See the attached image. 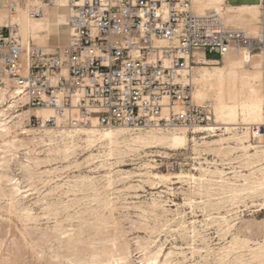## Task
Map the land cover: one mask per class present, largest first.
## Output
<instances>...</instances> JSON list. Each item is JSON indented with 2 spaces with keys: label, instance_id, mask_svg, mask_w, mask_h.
I'll use <instances>...</instances> for the list:
<instances>
[{
  "label": "rangeland",
  "instance_id": "374dc122",
  "mask_svg": "<svg viewBox=\"0 0 264 264\" xmlns=\"http://www.w3.org/2000/svg\"><path fill=\"white\" fill-rule=\"evenodd\" d=\"M51 30L64 31L54 25ZM66 40L67 35L52 38L47 46L64 45ZM216 61L224 65L223 60ZM208 103L214 108L212 102ZM24 111L31 110L21 102L8 110L6 117H0L12 130L5 142L13 141L5 145L0 138V264H91L106 258L103 252L108 245L106 250L114 258L115 247L128 245L130 264H142L148 254L145 246L156 250L160 245L163 254L174 252L172 259L178 264H223L219 261L226 254L222 248L229 246L233 233L240 240H250L252 246L262 245L264 228L252 233L246 228L250 222L264 220V210L258 205L246 196L232 200L229 190L215 183L203 187L188 177L179 179L180 175L199 178L201 168H218L223 171V179L218 175L207 178L223 180L225 185L243 183L240 176L248 172L244 159L239 158L241 154L234 152L218 158L203 151L204 141L212 142L221 136L213 137V132L190 133L189 145L180 151L133 150L122 142L113 148L106 142L91 146L78 141L65 155L62 152L71 146L70 140L50 139L43 127L34 124L33 116L18 124V116ZM64 128L50 129L57 132ZM236 132L242 134L243 129ZM249 143L254 146L251 140ZM11 179L21 188L18 197L11 193ZM27 213L32 218L26 217ZM223 216L235 220L239 230L227 233ZM71 237L79 241L71 244ZM230 254L224 264H245L248 257L243 248Z\"/></svg>",
  "mask_w": 264,
  "mask_h": 264
},
{
  "label": "built area",
  "instance_id": "2783aa9c",
  "mask_svg": "<svg viewBox=\"0 0 264 264\" xmlns=\"http://www.w3.org/2000/svg\"><path fill=\"white\" fill-rule=\"evenodd\" d=\"M52 8L65 12L66 43L26 45L12 22L18 10L41 19ZM0 12L7 15L0 91L11 90L32 111L50 110L45 121L33 116L43 128L78 130L95 121L102 129L194 134L215 120L211 104L193 101L197 58L248 51L264 62V7L256 36L228 27L216 12L197 14L192 0H0ZM250 140L263 155L264 179V119L250 128Z\"/></svg>",
  "mask_w": 264,
  "mask_h": 264
},
{
  "label": "bare ground",
  "instance_id": "6f19581e",
  "mask_svg": "<svg viewBox=\"0 0 264 264\" xmlns=\"http://www.w3.org/2000/svg\"><path fill=\"white\" fill-rule=\"evenodd\" d=\"M232 2L231 0H192V5L194 11L199 15H205L208 12H216L222 17L224 23L228 27L231 26L233 28L243 30L250 36H256L260 30L259 23L262 8L264 7V1L243 0V4H234ZM6 18L7 15L4 12H0V25L4 23ZM12 22L19 25L23 42L26 45L36 43L35 41L38 39V43L36 44L40 46H47L52 38L60 39L61 37H66V15L63 10H59L58 8L47 10L45 16L41 19H32L28 15L27 10L19 9ZM51 25H54L64 31L53 32L51 30ZM223 61L224 65L222 66L221 63L216 60L209 61V59H205L203 57H198L196 60L198 66L194 67L192 70V83L195 84L193 101L197 104L212 102L214 104L213 109L215 120L212 125L208 126V128L198 129L194 133L205 134L206 132H213L215 133L213 137L221 136L220 139L212 142L204 141L202 145L205 146V150L203 151L212 152L217 155L218 158L227 156L230 153L238 152L241 154L239 158L244 159L245 168L248 173H242L240 176L242 179L241 181H243L242 184L236 183L225 185V181L223 180L221 181L219 179L220 182H218L219 180L214 181L212 179H208V176L214 177L215 175H218L221 179L224 178V176L222 178L223 171L218 168H216L215 171H209L201 168V176L199 178L195 177V175H180L179 179H187L188 177L189 179L194 180V182H199V184L203 187L205 184L211 185L212 183H215V185L219 186V188L226 187L229 190L228 194L231 193L232 195V200L235 201V199H239L241 196H246L252 201L253 205H258L261 210H264V179L261 169L263 155L256 147L250 145L249 143L250 128L254 125L260 124L264 119V62L259 54L249 53L248 51L231 53L226 55ZM210 65H213V67H209ZM6 90L0 91V108H2V110H0V117H6V112L15 108L18 104L17 100H13L15 98V93ZM8 97L12 101L7 102ZM5 107L7 108L5 109ZM31 116H38L43 118L45 121L47 118L52 116V112L45 109L24 111L18 116L21 117L18 124H23V120L28 117L31 118ZM240 129H243L242 134L236 132ZM10 131L12 130L7 120L0 118V138L4 140L5 137L10 134ZM43 131L50 139L61 137L70 140L68 144L71 146H66L64 148L65 150L62 152L65 155L68 154L72 147L78 144V141H83L87 145L91 146L97 142H106L113 148V146L122 142L123 144L126 143L128 148L133 150L136 148H143L147 150L161 149L162 151H180L187 148L191 140L190 133L185 130L167 133L139 132L138 134L129 135L128 133L130 130L128 129H99L95 121L92 126L78 130H69L64 128L56 132L50 129V127H44ZM219 131H222L223 134L218 135L217 132ZM28 132L30 131H25V133ZM202 139H207V137H203ZM231 142H234L235 146L231 145ZM7 143L5 145H7ZM10 143L12 145L13 141L8 144L10 145ZM61 150L62 149L58 150V154L61 153ZM164 155L167 156V152ZM242 161L240 162L241 164H243ZM14 182L15 181L13 179L11 182L13 183L11 193L15 197H18V195H21L22 191L19 187V183ZM231 209L229 208V210ZM228 214L230 215V211H228ZM26 215V217L32 218V214L27 213ZM222 220L227 233H231L234 229H236L235 231L239 230L237 229V225L234 223L235 220L232 221V218L223 216ZM251 224L252 222L246 226L247 230L251 231V233L254 230L256 231L264 228V220L256 224ZM141 228L143 229V227ZM145 228L148 229L147 227ZM146 231L147 230H145V232ZM231 236L233 237L229 242V246L222 248L225 250L226 254L221 255L219 261L225 263L228 259H230L228 256L231 251L236 248L237 250L239 248L241 251V248H243L248 252V254H246L248 257L244 261L245 264H264L263 245L255 243L254 246H252L250 240H240L237 233H233ZM72 238L73 237L69 239L71 244L79 241L76 240L77 238H74L75 240ZM140 243L139 245H141ZM108 246H106V249H108ZM127 246L124 245L115 247L117 248V255L115 258L111 257L110 250L108 252L104 249L103 253L105 255H103V253L102 255L106 258L102 260L101 257V261L95 260L91 264H130V249H128ZM160 246L156 250H152L149 246H145L144 251H148V254H144L145 257L142 259V264H178L172 259L174 252L171 251L167 254H163V248ZM99 255H101V253Z\"/></svg>",
  "mask_w": 264,
  "mask_h": 264
},
{
  "label": "crops",
  "instance_id": "0c3cea01",
  "mask_svg": "<svg viewBox=\"0 0 264 264\" xmlns=\"http://www.w3.org/2000/svg\"><path fill=\"white\" fill-rule=\"evenodd\" d=\"M231 2L234 4H243V0H231Z\"/></svg>",
  "mask_w": 264,
  "mask_h": 264
}]
</instances>
